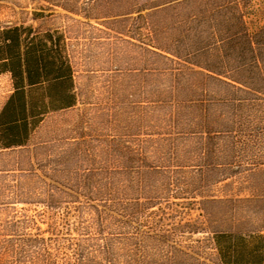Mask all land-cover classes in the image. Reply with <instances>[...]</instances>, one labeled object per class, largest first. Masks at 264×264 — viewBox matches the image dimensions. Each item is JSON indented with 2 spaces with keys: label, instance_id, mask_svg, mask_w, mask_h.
I'll list each match as a JSON object with an SVG mask.
<instances>
[{
  "label": "trees",
  "instance_id": "trees-1",
  "mask_svg": "<svg viewBox=\"0 0 264 264\" xmlns=\"http://www.w3.org/2000/svg\"><path fill=\"white\" fill-rule=\"evenodd\" d=\"M177 4L190 13L178 14L167 33L148 21V162L143 149L119 141L107 150L124 171L85 175L71 193L49 191L50 211L58 197L83 191L88 200L74 208L71 264H203L185 235L202 234L205 222L185 221V211L206 212L197 197L235 174L233 164L216 161L264 143V0H172L151 10L177 11ZM1 13L0 76H9L12 90L0 109V149L18 150L48 115L79 100L64 33L6 24ZM260 15V24L251 21ZM209 240L218 264H264L262 233L218 230ZM46 242L25 238V254Z\"/></svg>",
  "mask_w": 264,
  "mask_h": 264
},
{
  "label": "rangeland",
  "instance_id": "rangeland-1",
  "mask_svg": "<svg viewBox=\"0 0 264 264\" xmlns=\"http://www.w3.org/2000/svg\"><path fill=\"white\" fill-rule=\"evenodd\" d=\"M169 2L0 0L4 23L64 33L79 100L70 110L48 115L26 147L0 149V264H71L70 242L79 237L73 229L80 220L74 208L88 200L83 191L77 199L58 197L50 211L49 191L69 193L85 175L97 180L124 171L125 164L107 150L119 141L131 152L143 149L148 162V45H152L148 21L153 19L167 33L178 14L190 13L182 4L176 5L177 11L170 10L172 6L162 12L151 10ZM156 12L160 14L152 17ZM251 19L263 22L261 15ZM165 38L162 35L157 44ZM11 90L9 76H0V109ZM237 148V154L216 161L235 166L232 178L197 197V202L205 201L210 215L200 206L185 211V221L205 222L202 234L185 235V244L197 247L203 264H218L209 240L215 231L264 234V143ZM213 199L217 202H208ZM25 238L47 242L36 245L43 250L25 254Z\"/></svg>",
  "mask_w": 264,
  "mask_h": 264
}]
</instances>
